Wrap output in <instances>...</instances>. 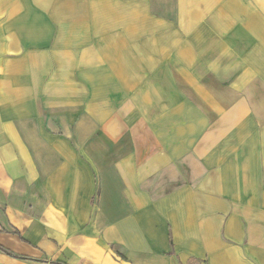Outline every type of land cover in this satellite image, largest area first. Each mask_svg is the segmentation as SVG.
<instances>
[{
    "label": "crops",
    "instance_id": "obj_1",
    "mask_svg": "<svg viewBox=\"0 0 264 264\" xmlns=\"http://www.w3.org/2000/svg\"><path fill=\"white\" fill-rule=\"evenodd\" d=\"M0 264H264V0H0Z\"/></svg>",
    "mask_w": 264,
    "mask_h": 264
},
{
    "label": "trees",
    "instance_id": "obj_2",
    "mask_svg": "<svg viewBox=\"0 0 264 264\" xmlns=\"http://www.w3.org/2000/svg\"><path fill=\"white\" fill-rule=\"evenodd\" d=\"M0 252L8 254L10 256L19 257L16 253L0 245Z\"/></svg>",
    "mask_w": 264,
    "mask_h": 264
}]
</instances>
